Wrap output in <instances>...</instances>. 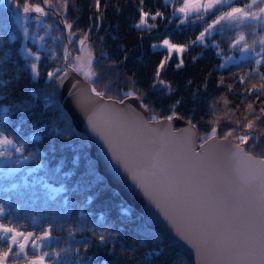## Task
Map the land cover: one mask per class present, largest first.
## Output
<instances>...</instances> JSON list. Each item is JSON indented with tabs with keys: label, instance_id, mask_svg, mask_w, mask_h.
<instances>
[{
	"label": "trees",
	"instance_id": "16d2710c",
	"mask_svg": "<svg viewBox=\"0 0 264 264\" xmlns=\"http://www.w3.org/2000/svg\"><path fill=\"white\" fill-rule=\"evenodd\" d=\"M24 3L0 0V137L13 141L1 160L0 225L15 234L31 233V241L43 243L36 252L27 246L21 253L10 234L0 233V252L12 249L5 264H29L41 257L43 264H189L97 172L86 137L55 98L56 77L46 75L62 71L65 52L43 56L39 76L31 69L15 19ZM27 3H40L48 13L42 15L45 22L62 44L77 50L84 39L92 79L106 98L134 93L148 105L151 119L175 112L203 138L213 127L218 138L236 128L227 138L239 143L237 134L247 132L244 125L253 120L256 147H248L252 140L240 146L264 159V46L259 43L264 19L224 20L221 32L208 31L203 42L197 41L233 7L264 15L261 0H227L219 10L187 16L178 11L182 0H100L99 10L94 0H66V7L65 0H51V6L42 0ZM140 8L163 16L149 17L151 28L136 27ZM64 21L73 25L71 34ZM241 35L244 40L237 43ZM165 39L184 51L168 53L159 47ZM253 40L254 51H245V42L252 45Z\"/></svg>",
	"mask_w": 264,
	"mask_h": 264
},
{
	"label": "snow or ice",
	"instance_id": "6c2138e0",
	"mask_svg": "<svg viewBox=\"0 0 264 264\" xmlns=\"http://www.w3.org/2000/svg\"><path fill=\"white\" fill-rule=\"evenodd\" d=\"M13 2L15 3V0ZM140 2L143 4L144 0ZM226 2L227 0H207L202 4L200 0H183V6L178 11L186 16L190 12L200 13L201 10L207 14L210 9L219 10L217 6ZM42 3L51 6V0H42ZM253 3H257V0H253ZM94 8L99 10L100 0H94ZM31 10L41 15H48L40 3L32 5ZM23 11L25 13L30 11L27 0ZM139 11L141 15L136 27L146 25L151 28L153 25L148 24V18L163 16L160 11H156L155 14L143 8ZM259 13L264 14V7L259 8ZM247 19L258 21L264 19V15L244 12L241 8L233 7L230 11L217 16L213 25L224 20L243 23ZM64 22L71 34L73 25ZM213 25L205 28L197 37V41L203 42L205 33ZM242 40H244L243 35L239 37L237 43ZM84 42V39L80 40L81 45ZM256 43V40L252 41V45L245 42L244 50L254 51L253 46ZM259 43L264 46V38H261ZM163 44L169 51H184L183 46L173 44L167 39ZM261 51H264V47ZM256 55L259 56L260 53L257 52ZM80 59L79 56L76 57L77 62ZM182 64L181 60L176 67L179 68ZM71 66L74 71H83L85 80L89 82V87L81 88L76 95L80 106L91 113L88 118L90 126L106 141L116 163L122 165L131 175L132 180L175 228L177 235L181 239L197 240L194 246L197 247L200 255L198 264H264V159L257 160L240 147L241 144H248L250 140L254 143L248 144V147L250 149L256 147V138L251 135L253 120H248L244 125L247 132L237 134L236 140L239 143L228 146L230 169L224 172L217 167L220 158L218 155L206 154L200 157L199 153L190 150V137H185L181 143L176 144L168 128L163 130L150 128L148 126L150 120L142 119L140 113L135 110L128 112L111 105L99 104L94 97L103 101L106 93L97 90L96 83L92 79L91 60L88 61L89 70H84L82 63ZM36 67L33 63L32 68L36 70ZM163 67L164 62H161L160 68ZM60 71L61 69L57 68L46 75L49 79L56 77L62 80L63 77L57 76ZM36 75H40L39 71H36ZM261 78H264V74H261ZM133 95L134 93L130 92L124 93L123 97L115 102L124 104L125 97ZM107 98L112 99L111 96ZM176 103L179 104L180 101ZM94 104H97V107H90ZM141 107L147 109L148 105L141 102ZM171 107L174 108L175 105ZM248 107L251 108L252 105L248 104ZM261 111H264V108ZM101 114L104 115L103 121L99 119ZM174 118L182 119L177 117L175 112L165 117L167 121H172ZM236 131V128L227 129L224 138ZM216 135L215 127L207 133L208 139ZM12 143L13 141L7 136L0 139V147ZM20 150L21 148L17 147V151ZM3 155L5 153L0 152V156ZM176 208L180 211L177 212ZM0 228H3V225H0ZM3 230L6 233L15 231L12 228H3ZM17 235L22 234L17 233ZM31 235L28 234L29 237ZM27 239L28 237H25V243L19 244L21 252L25 249ZM100 239L103 240L104 237L101 235ZM11 241L16 244V237H11ZM11 251L12 249L8 248L0 252V264H3ZM153 254L154 252L149 253V255ZM32 264H43V258L33 260Z\"/></svg>",
	"mask_w": 264,
	"mask_h": 264
},
{
	"label": "water",
	"instance_id": "95a60500",
	"mask_svg": "<svg viewBox=\"0 0 264 264\" xmlns=\"http://www.w3.org/2000/svg\"><path fill=\"white\" fill-rule=\"evenodd\" d=\"M58 76L63 77V79H55L54 81L55 98L69 116L75 130L86 137L89 146V157L95 161L97 172L129 207L141 214L144 224L149 229L158 232L175 252L182 254L186 258L189 264H198L200 255L197 247L194 246L197 240L193 239L189 241L181 239L177 235L175 228L155 204L149 200L145 192L132 180L131 175L123 169L122 165L117 164L113 159L106 141L90 126L88 118L91 113L86 112L80 106L76 93H67V89L71 84L75 85L79 91L81 88L89 87V82L83 79L77 71L73 70L72 66L68 63V58L64 61L63 69ZM78 81L79 83H77ZM94 99L99 104L111 105L114 108L124 109L128 112L135 110L140 113L142 119L150 120L148 125L150 128L161 130L168 128L176 144L181 143L185 137H190L191 151L199 153L200 157H204L206 154L210 156L218 155L220 158L217 161V167L224 172L230 169L228 146L238 144L234 140L215 136L200 143L197 128L193 124L181 118H174L172 121H167L165 118L151 120L148 110L141 107V102L136 96L125 97L124 104L116 103L115 99H108L106 97L103 101H100V98L97 97H94ZM90 107L95 108L97 104ZM99 119L103 121L104 115L101 114ZM240 147L243 148L242 146ZM252 156L257 160L263 159L254 155ZM175 210L177 212L180 211L179 208Z\"/></svg>",
	"mask_w": 264,
	"mask_h": 264
},
{
	"label": "rangeland",
	"instance_id": "374dc122",
	"mask_svg": "<svg viewBox=\"0 0 264 264\" xmlns=\"http://www.w3.org/2000/svg\"><path fill=\"white\" fill-rule=\"evenodd\" d=\"M205 3H206V1H205ZM29 6H30V11L28 13H25L23 11V8H22L15 14V19H16V22H17V24L21 30V33H22V54L29 61V65H30L31 69L33 70V72L36 71L32 68L33 63H35L36 66H38V63L41 61L43 56L53 54L57 50L65 52L64 61H65V57H66L65 55L67 54L66 50H68L69 55L67 58L69 59V61H71V63H70L71 65L82 63L84 65V70H89V69H87L88 68V61H89V52L85 48V46L80 44L77 47V50L76 49L73 50L70 47H67L66 44H62L60 39H59V36H57V37L54 36L53 31H51L52 29L45 22L43 16L40 13H36V12L32 11L31 10V6H32L31 4H29ZM182 6H183V0H182ZM202 11L203 10H201V12ZM182 14H184V13H182ZM198 14H200V13L190 12L188 15H198ZM221 28H223V27L220 24H215V25H213L212 28L209 29V31L221 32L222 31ZM159 47L165 48L168 51V53H170V54L171 53H176V54L180 53L177 51H169L168 48L163 44V42H161L159 44ZM77 56H79L81 58L79 62L76 61ZM36 69H37V67H36ZM79 73L85 79V77L83 75V71H81ZM0 139H2V138L0 137ZM206 139L207 138L200 137L201 143L204 142ZM7 149H8V147L6 145H4V146L0 147V152H5V150H7ZM3 156H0V168L3 165V162H1ZM7 162H8V159H7ZM0 233L7 234L6 232H4V230L2 228H0ZM17 233H19V232H17ZM8 234H10L11 237H13V236L16 237L17 243L12 244V245H15L19 251H20L19 244L25 243V237H28V239L26 241V246H25V249L23 252L26 251L27 246H29L33 251L36 252L41 248L42 243H43V241H40V242L31 241V237H29V236L17 235V234L12 233V232H10ZM34 245H35V247H34ZM23 252H21V253H23ZM16 256H18V255H16ZM39 259L40 258L34 259V260H39ZM5 261L3 262V264H5ZM29 264H32V262Z\"/></svg>",
	"mask_w": 264,
	"mask_h": 264
},
{
	"label": "bare ground",
	"instance_id": "6f19581e",
	"mask_svg": "<svg viewBox=\"0 0 264 264\" xmlns=\"http://www.w3.org/2000/svg\"><path fill=\"white\" fill-rule=\"evenodd\" d=\"M68 55H69V53L67 52V54L65 55L66 57H65V60L67 59V57H68ZM68 63L70 64V61H69V59H68ZM71 65V64H70ZM80 76H81V74L79 73V72H77ZM82 77V76H81ZM83 78V77H82ZM84 79V78H83ZM75 85H72L71 84V86L67 89V93L68 94H70V93H72V92H75V93H77L78 92V89H77V87L75 86ZM77 91V92H76Z\"/></svg>",
	"mask_w": 264,
	"mask_h": 264
}]
</instances>
